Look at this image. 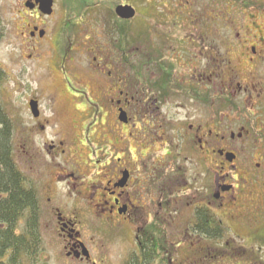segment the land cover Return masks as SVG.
<instances>
[{
    "label": "flooded vegetation",
    "instance_id": "af4514ba",
    "mask_svg": "<svg viewBox=\"0 0 264 264\" xmlns=\"http://www.w3.org/2000/svg\"><path fill=\"white\" fill-rule=\"evenodd\" d=\"M20 1L16 20L29 46L39 45L58 1L49 15L38 0ZM120 3L109 20L122 21ZM166 3L163 42L153 39L132 64L100 60L88 86L86 67L82 97L65 84L80 118L43 153L28 145L44 122L39 101L27 99L37 116L30 112L23 178L55 238L45 247L39 231L35 258L50 254L43 264H111L110 241L121 248L113 264H241L239 254L264 251V0ZM172 47L178 53H166Z\"/></svg>",
    "mask_w": 264,
    "mask_h": 264
},
{
    "label": "rangeland",
    "instance_id": "374dc122",
    "mask_svg": "<svg viewBox=\"0 0 264 264\" xmlns=\"http://www.w3.org/2000/svg\"><path fill=\"white\" fill-rule=\"evenodd\" d=\"M57 1L53 17L44 19L41 24V29L45 32L44 40L39 45L29 46L24 38L26 29L24 30L16 20L21 9V1L0 0V67L8 74L0 83V122L7 123L10 127L13 160L21 174L25 176L28 174L24 172V170L27 171L23 154L25 134L28 132L30 137V130L34 125L27 104L30 96L39 101L44 128L37 131L39 134L31 138L28 145L32 146L31 152L41 151L43 153L45 143L49 145L51 141H54V134L57 133L58 128L64 134H71L73 128H76L80 116L74 110L75 100L71 93L83 96L80 93L85 85L83 79L86 67L88 86L89 78L94 77L95 71L99 70L100 60H104L108 68L118 65L119 61L121 63V58L127 59L128 64H132L137 56L154 49L153 39L158 38L157 43L165 39V21L167 20L165 0H111V8L110 0H105L104 4L90 0L89 6L92 7H89L84 15L83 11L79 13L81 14L79 16L69 10L65 11L61 6L62 0ZM120 1L132 5L137 11V16L130 24L129 37H127L131 43L126 46L125 52L115 47L119 37L109 30V24L112 22L109 20V8L112 9ZM179 1L172 0L174 5ZM169 9L175 14L178 13L176 7L171 9L169 6ZM67 18L71 19L69 25L71 29L66 27ZM176 19L173 17V23H176ZM188 21H192L189 15ZM166 53L178 52L172 47ZM101 56L104 59H101ZM127 66L122 63L121 67L127 69ZM73 69L75 70L72 71ZM76 79L82 86L77 83ZM89 89L94 92L98 90L93 87ZM53 106L57 111L56 114H53ZM182 164L183 169H187V175H191L189 162ZM206 171L207 169L204 168L203 172L206 173ZM40 181L41 179L31 181L34 188L39 189ZM43 211V206H41L42 214L38 222V231H41L42 244L45 247L52 246L55 238L44 230L48 225L52 227L53 223L50 222L49 215ZM24 225L25 220L21 219L17 233L21 232ZM260 235L264 236V231L260 232ZM252 239L251 236L242 238L241 246L252 245ZM109 246L112 255L111 264H113L120 260L121 254L118 250L121 251V248L119 245H114L112 241L109 242ZM259 249L261 248L256 250ZM256 252L239 254L238 256L242 258L241 264H251L252 258L257 262L256 264H264V251ZM43 254L40 262L34 258L32 262L25 260L21 264H43L46 256L50 255L48 251ZM183 256L173 255L176 260L180 257L182 259Z\"/></svg>",
    "mask_w": 264,
    "mask_h": 264
},
{
    "label": "trees",
    "instance_id": "16d2710c",
    "mask_svg": "<svg viewBox=\"0 0 264 264\" xmlns=\"http://www.w3.org/2000/svg\"><path fill=\"white\" fill-rule=\"evenodd\" d=\"M96 2L106 3L105 0ZM89 3L90 0H67L64 6L79 14L84 12L85 4L89 7ZM109 3L111 8V0ZM110 21L109 30L119 37V47L121 44L128 46L131 43L127 39L130 22ZM4 79L5 75L0 70V83ZM9 128L7 123L0 122V264H21L25 260L32 262L39 252L38 209L34 193L27 189L26 181L14 163ZM21 219L25 220V225L17 233Z\"/></svg>",
    "mask_w": 264,
    "mask_h": 264
},
{
    "label": "water",
    "instance_id": "95a60500",
    "mask_svg": "<svg viewBox=\"0 0 264 264\" xmlns=\"http://www.w3.org/2000/svg\"><path fill=\"white\" fill-rule=\"evenodd\" d=\"M38 2L41 5L42 13L49 15L51 14V6H52V0H38ZM116 15L124 20L132 19L135 15V11L130 6H118L115 9ZM30 110L34 116H37V103L31 102L30 104Z\"/></svg>",
    "mask_w": 264,
    "mask_h": 264
}]
</instances>
